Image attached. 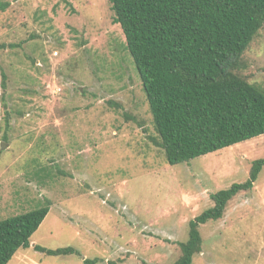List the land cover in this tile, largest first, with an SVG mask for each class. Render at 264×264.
I'll list each match as a JSON object with an SVG mask.
<instances>
[{
  "label": "rangeland",
  "instance_id": "rangeland-1",
  "mask_svg": "<svg viewBox=\"0 0 264 264\" xmlns=\"http://www.w3.org/2000/svg\"><path fill=\"white\" fill-rule=\"evenodd\" d=\"M0 45V220L51 204L8 264H174L210 196L264 158L263 135L167 163L109 0H0ZM237 71L264 89V27ZM199 231L193 264H264V170Z\"/></svg>",
  "mask_w": 264,
  "mask_h": 264
},
{
  "label": "trees",
  "instance_id": "trees-1",
  "mask_svg": "<svg viewBox=\"0 0 264 264\" xmlns=\"http://www.w3.org/2000/svg\"><path fill=\"white\" fill-rule=\"evenodd\" d=\"M109 2L149 104L157 133L153 143L169 165L188 164L264 135V89L237 73L264 27V0ZM263 170L264 158L257 159L245 182L210 196L214 206L189 222L188 240L177 243L181 255L174 264H193L202 251L200 226L223 218L228 203L251 191ZM50 206L46 200L37 209L0 220V264L31 246ZM33 248L51 257L80 255L70 246Z\"/></svg>",
  "mask_w": 264,
  "mask_h": 264
},
{
  "label": "water",
  "instance_id": "water-1",
  "mask_svg": "<svg viewBox=\"0 0 264 264\" xmlns=\"http://www.w3.org/2000/svg\"><path fill=\"white\" fill-rule=\"evenodd\" d=\"M1 147H2V149H4L5 145H4V144H2V146H1Z\"/></svg>",
  "mask_w": 264,
  "mask_h": 264
}]
</instances>
